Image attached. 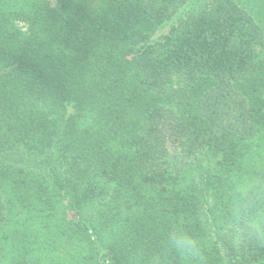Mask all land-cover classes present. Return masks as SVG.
Returning <instances> with one entry per match:
<instances>
[{
  "label": "trees",
  "instance_id": "obj_1",
  "mask_svg": "<svg viewBox=\"0 0 264 264\" xmlns=\"http://www.w3.org/2000/svg\"><path fill=\"white\" fill-rule=\"evenodd\" d=\"M264 165V0H0V264H264L210 199ZM202 209H208L202 223Z\"/></svg>",
  "mask_w": 264,
  "mask_h": 264
},
{
  "label": "clouds",
  "instance_id": "obj_2",
  "mask_svg": "<svg viewBox=\"0 0 264 264\" xmlns=\"http://www.w3.org/2000/svg\"><path fill=\"white\" fill-rule=\"evenodd\" d=\"M209 207L222 217L218 226L229 231L237 248L242 243L264 247V165H246L225 176V188L219 200L213 196ZM208 209H202L201 222L207 221ZM204 244L187 231L182 221L176 222L164 240V253H174L180 264H207ZM162 254L150 264H164Z\"/></svg>",
  "mask_w": 264,
  "mask_h": 264
}]
</instances>
